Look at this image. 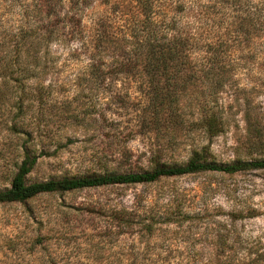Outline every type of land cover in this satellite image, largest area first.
<instances>
[{"label": "rangeland", "instance_id": "rangeland-1", "mask_svg": "<svg viewBox=\"0 0 264 264\" xmlns=\"http://www.w3.org/2000/svg\"><path fill=\"white\" fill-rule=\"evenodd\" d=\"M66 7L69 10L71 5ZM76 10L72 6L69 13ZM112 11L97 0L85 1L81 33L52 44L56 67L45 79L42 103L32 96L29 107L25 108V101L19 114L24 125L16 130L26 129L29 137L13 132L17 110L7 102L14 101V96L3 99L0 189L9 185L25 153L39 156L27 175L29 182L142 172L163 162L182 164L201 146H208L218 163L264 160L263 57L253 62L250 76L241 74L235 86L218 96L226 119L221 134L207 137L200 130L189 135L177 131L174 145L167 146L149 123L145 82L138 66H121L117 57L121 52L114 46L100 54L87 46L101 29L99 24L112 38L119 36ZM92 59L101 64L100 69L90 68ZM175 194L185 196V204L194 210H203L208 221L180 228L162 226L152 240L139 244V252L159 255L167 264H205L216 255L208 244L212 228L219 223L224 227L223 220L231 214L235 221L226 229L232 230V241L246 247L237 254L264 252V170L207 172L147 185L48 193L23 203L0 204V264H33L30 260L37 262V258L41 263L52 258L58 264H108L132 250L127 249L130 236L110 239L111 215L123 207L161 211L166 199ZM37 236L46 240L40 248L32 245Z\"/></svg>", "mask_w": 264, "mask_h": 264}, {"label": "trees", "instance_id": "trees-1", "mask_svg": "<svg viewBox=\"0 0 264 264\" xmlns=\"http://www.w3.org/2000/svg\"><path fill=\"white\" fill-rule=\"evenodd\" d=\"M85 1L0 0V107L7 95L14 96V101L7 102L17 110L12 118L13 132L31 135L26 129L16 130L24 125L19 114L25 101V108L29 107L32 96L42 103L45 79L56 67L52 44L81 33ZM97 1L112 8L119 36L112 38L110 31L99 24L101 29L87 46L97 54L114 46L121 52L117 56L121 66H138L145 82V110L152 130L165 139L167 146L174 145L177 131L185 130V135H189L200 130L207 137L221 134L226 119L218 96L227 87L235 86L241 74L250 76L253 62L264 58V0ZM70 5L69 10L72 6L77 8L74 13L66 9ZM89 65L92 70L101 67L94 59ZM38 158L25 153L9 185L0 189V204L23 203L48 193L147 185L199 173L264 170V160L218 163L208 146H201L182 164L163 162L142 172H105L29 182L27 175ZM184 200L185 196L175 194L166 199L161 211L123 207L114 212L110 239L130 236L127 249L133 251L116 256L108 264H167L159 255L139 252V244L152 240L162 226L180 228L186 223L208 221L203 210H194ZM234 221L231 214L223 220L224 227L219 223L212 228L208 244L216 255L207 258L205 264H264V252L237 254L243 243L232 241V230L226 229ZM45 241L37 236L32 245L40 248ZM30 262L58 264L52 258L42 263L39 258Z\"/></svg>", "mask_w": 264, "mask_h": 264}]
</instances>
